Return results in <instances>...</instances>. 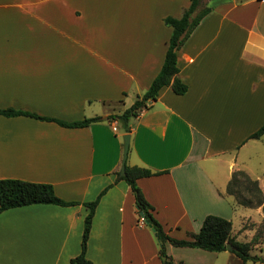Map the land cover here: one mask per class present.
<instances>
[{
    "label": "crops",
    "instance_id": "obj_1",
    "mask_svg": "<svg viewBox=\"0 0 264 264\" xmlns=\"http://www.w3.org/2000/svg\"><path fill=\"white\" fill-rule=\"evenodd\" d=\"M189 4L0 0V110L66 123L99 118L69 128L0 115V179L50 184L63 201L79 203L1 212L0 264H70L82 249L83 203L103 191L86 258L163 264L159 241L140 223L120 176L125 134L126 165L152 173L136 184L166 235L189 239L215 215L231 221L238 241V204L226 193L228 181L241 170L264 191V176L254 178L247 165L254 154L264 161V135L248 139L264 125V0H204L211 11L177 51L186 93L161 89L131 120L129 133L110 120L158 75L171 35L164 18H179ZM255 211L264 219L261 207ZM244 219L251 216L245 212ZM210 254L166 245L171 264H210Z\"/></svg>",
    "mask_w": 264,
    "mask_h": 264
},
{
    "label": "trees",
    "instance_id": "obj_2",
    "mask_svg": "<svg viewBox=\"0 0 264 264\" xmlns=\"http://www.w3.org/2000/svg\"><path fill=\"white\" fill-rule=\"evenodd\" d=\"M189 1V7L182 12V15L179 18L170 16L164 18V24L171 28V35L164 62L158 75L151 82L147 91L141 97H138L129 108L125 109L120 115H115L110 118V120L120 123L122 129L126 133L130 132L131 120L136 118L141 111L147 108L149 101L156 99L161 89L169 87L176 95H183L187 91V85L178 78L179 68L177 66V51L195 30L200 21L211 11V8L203 5L204 0ZM0 115L6 117L25 115L39 120H52L14 109L0 110ZM97 120H99V118L84 119L71 123L57 120L52 121H55L64 127L77 128L87 126ZM262 135H264V125L251 134L248 139H259ZM151 175L152 173L147 169L129 167L126 165L125 175L121 179L130 187L138 211L144 214V220L156 229L160 245L159 256L165 257L163 264H171L169 257L166 256L165 253L166 242H169L175 247L194 248L213 253L226 251V246L229 244L232 247L231 252H233L243 264L247 261L264 264V258L250 255V243L255 241L256 236L252 238L250 243L235 241L234 238L231 237V221L219 216H206L199 232L197 234H191L189 239L177 240L166 235L162 226L152 214L153 208L145 200L136 184L138 179L149 177ZM104 192L105 191H103L94 201L83 203L88 209V214L83 223L82 249L78 256L70 260V264H91L85 255L86 242L92 226L95 208ZM226 193L235 199L238 206L247 208L261 207L264 215V198L258 182L252 180L244 171L239 170L232 174L226 186ZM34 204L70 206L79 203L63 201L56 196L54 188L50 184L33 183L18 179H0V213L9 209Z\"/></svg>",
    "mask_w": 264,
    "mask_h": 264
},
{
    "label": "rangeland",
    "instance_id": "obj_3",
    "mask_svg": "<svg viewBox=\"0 0 264 264\" xmlns=\"http://www.w3.org/2000/svg\"><path fill=\"white\" fill-rule=\"evenodd\" d=\"M260 145L261 148L263 147L262 151H264V144H260ZM263 162L264 161L262 160L261 154H254L251 160L247 163L250 172L254 176V178L264 176V170L262 167ZM262 195L264 198V191H262ZM245 212L251 216V219L248 220L244 219L242 222H240V216ZM236 224L237 221H234V227ZM255 236H256L255 241L250 243L252 238ZM155 239L158 241L156 237ZM238 242L250 243V255L264 258V219L261 220L260 215L255 211V208L244 209L238 206ZM166 245L167 242L165 243V253H166ZM210 264H243V263L233 252H231V250H227L226 252L224 251L221 253L211 252ZM245 264H260V262L247 261Z\"/></svg>",
    "mask_w": 264,
    "mask_h": 264
},
{
    "label": "water",
    "instance_id": "obj_4",
    "mask_svg": "<svg viewBox=\"0 0 264 264\" xmlns=\"http://www.w3.org/2000/svg\"><path fill=\"white\" fill-rule=\"evenodd\" d=\"M122 141H123V158H122V163H121L120 176L125 175V167H126V159H127L128 150H129L130 135L125 134L122 138ZM140 217L144 218V214L142 212H140ZM145 223L151 229V231L154 233L155 237L157 238L156 229L153 228L150 224H148L147 221H145ZM226 247H227V250L232 249V247L229 244ZM164 259L165 257H162V260Z\"/></svg>",
    "mask_w": 264,
    "mask_h": 264
},
{
    "label": "built area",
    "instance_id": "obj_5",
    "mask_svg": "<svg viewBox=\"0 0 264 264\" xmlns=\"http://www.w3.org/2000/svg\"><path fill=\"white\" fill-rule=\"evenodd\" d=\"M116 130H117V128L116 127H113V131H116ZM139 221H140L141 224H146L144 218H141L140 217L139 218Z\"/></svg>",
    "mask_w": 264,
    "mask_h": 264
}]
</instances>
